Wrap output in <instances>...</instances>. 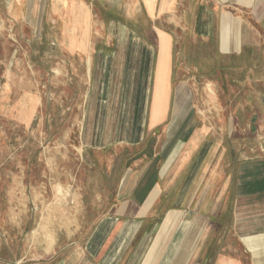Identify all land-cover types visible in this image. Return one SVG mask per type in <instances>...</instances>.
Listing matches in <instances>:
<instances>
[{
  "label": "crops",
  "instance_id": "1",
  "mask_svg": "<svg viewBox=\"0 0 264 264\" xmlns=\"http://www.w3.org/2000/svg\"><path fill=\"white\" fill-rule=\"evenodd\" d=\"M112 1L115 3L112 4ZM28 2L38 7V14L44 3L43 0H14L12 10L17 18L20 15L16 9ZM219 2L243 14L226 11L219 4H214L215 13L210 14L204 2L199 0H106L110 7L118 3L121 5L124 20L132 23L141 35L139 38L143 39L128 38L122 34L121 40L125 41H120L117 57L108 56L105 52L103 56L97 53L94 58L96 92L89 96L87 119L82 126V145L86 151L82 161L88 168L97 169L104 175L101 179L105 184L104 195L99 196H104L106 203L98 210L101 216L90 223L76 218L55 225L34 222L17 238L0 232V264L188 262L192 247L187 238L192 232H197V235L202 233V228L193 219L180 220L177 234L173 230L175 225L170 221L158 231L152 230L145 234L148 224L145 215L154 208L158 198L173 197L174 209H183L180 211L185 213L204 211L202 204L200 209L192 207L194 198L201 197L204 202V176L195 185L192 181L187 188L180 184V188H186L188 192L183 197H188L189 205L178 207L176 198L182 196L177 193L176 177L170 174L176 156L180 155L177 150L201 139L192 130V126H183L191 111L187 108L191 100L187 93L190 84L179 79L178 63L182 55L191 53V49L198 46L197 42L202 47L204 43L206 46L211 44L221 54H252L264 49L261 30V24L264 23V0ZM52 5L61 37L58 53L63 55V58H57L56 77L58 84L65 86L68 72L81 68V62L84 61L88 68L92 67V55L95 53L92 39L97 24L90 1L53 0ZM25 16L27 19L28 15ZM29 20L32 21L31 16ZM144 23H147V29ZM200 51L204 54V49ZM64 57H68V60L72 58L73 61L65 60ZM106 63H111V68L116 64L117 69L113 75L117 79L115 83L123 80L120 85L127 84V89L123 91L118 88L115 103L111 99L109 106L115 104L113 109H109V99L106 101L105 94L99 93L98 89L101 84L100 73L102 67L107 68ZM108 74H111V70ZM8 77L11 78V72ZM27 81L24 88L14 81V87L11 88L9 81L8 85L0 89V112L6 111L16 121L26 125L32 122L36 103L41 101V97L33 94L32 81ZM162 140L170 146V151L164 167L155 178L148 149L154 142L161 143ZM110 147L115 148L109 150ZM136 151L137 155L142 152L144 155L137 158L134 154ZM236 178L238 185L234 194L231 228L227 227L228 231L225 230L223 237L230 233L239 243L241 251L237 255L220 253L222 246L219 242L210 255L204 249V255L210 264H264V155L242 160L238 164ZM66 192V196L72 198V210L77 214L83 203L82 186ZM34 193L33 198H37L38 192ZM8 196L10 219L21 222L22 213L17 212L19 208L16 203L13 206L12 200L19 201L20 198L24 202L26 198L29 201L30 197L17 188H12ZM43 228L47 234L52 231L50 234L53 235V242L49 243L45 232L38 236V230ZM212 228L213 224L208 223L207 233H202L201 240L208 241ZM135 231L138 234L141 232L136 243L137 252L126 253L133 240L130 237ZM14 243L23 245L24 249L12 253L11 244ZM4 250L11 251L9 257L3 256Z\"/></svg>",
  "mask_w": 264,
  "mask_h": 264
},
{
  "label": "rangeland",
  "instance_id": "2",
  "mask_svg": "<svg viewBox=\"0 0 264 264\" xmlns=\"http://www.w3.org/2000/svg\"><path fill=\"white\" fill-rule=\"evenodd\" d=\"M13 1L0 0V89L9 81L11 88L15 82L24 88L30 79L33 94L41 97V101L36 103L33 120L27 125L16 121L6 111L0 112V232L17 238L34 222L55 225L76 218L90 223L101 216L98 210L106 203L105 197L99 196L104 195L105 184L101 180L104 175L97 169L88 168L82 161L86 153L82 145V126L87 119L89 96L96 92L94 58L97 53L103 56L105 52L108 56L117 57L120 41H125L121 40L122 34L138 40L143 38H139L141 35L132 23L124 20L119 3L110 7L106 0H87L92 4L97 24L92 39L96 53L92 55V67L88 68L84 61L81 62V68L68 72L66 85H59L56 63L58 56L63 58V55L58 53L61 37L55 23L53 0H43L39 14L38 7L31 2L22 5L16 9L20 15L18 18L12 10ZM200 1L204 2L210 14L215 13L214 4H219L226 11L243 14L219 0ZM25 15H28L27 19ZM144 26L148 28L147 23ZM261 26L264 35V23ZM196 45L191 53L182 55L178 72L179 79L190 84L187 93L191 100L187 108L191 111L183 126H192L201 139L177 150L180 155L176 156L170 174L176 177L177 193L182 196L176 198L178 207L189 205L188 197H183L188 193L186 188L192 181L197 184L204 176V202L197 197L192 203L194 209L204 205V211L185 213L180 211L183 209H174L173 197L158 198L154 208L145 215L148 223L145 234L158 231L167 221L175 225L173 230L177 234L180 220L189 218L206 235L207 224L212 223L207 242L201 240L202 233L192 232L187 238L192 248L186 264H210L204 249L210 255L219 242L222 246L220 253L237 255L241 251L230 233L227 237L223 235L227 227L231 228L238 164L244 159L264 155V49L252 54L234 55L221 54L211 44L206 46L204 43L202 47L197 42ZM200 49H204V54ZM64 59L68 60V57ZM110 64L106 63L107 68L102 67L101 84L98 85L99 93L105 94V100L109 99L108 106L112 98V102H116L114 99L119 87L122 91L127 89V84L120 85L123 80L115 83L117 79L113 75L117 67L115 64L111 68ZM110 70L111 74H108ZM10 72L11 78L8 77ZM114 105L110 104L109 109ZM169 148L163 140L150 145L148 157L153 161L151 170L154 177L164 167ZM134 154L137 158L144 155L143 152L137 155L138 151ZM180 184L186 188L181 189ZM72 186L74 189L82 186L81 202L84 204L77 214L72 210V198L66 196V191L73 189ZM12 188L30 197V202L27 198L24 202L20 198L19 201L12 200L13 206L16 203L19 208L17 212L22 213L21 222L10 219L8 192ZM34 191L38 192L37 198H33ZM42 232H45L49 243L53 242L52 231L47 234L44 228L39 229L38 236ZM140 235L141 232L138 234L136 231L131 235L130 240H133L127 245L126 253L137 252L136 243ZM22 249L23 245L11 244L12 253ZM11 251L4 250L3 256L9 257ZM246 261L249 262L248 257Z\"/></svg>",
  "mask_w": 264,
  "mask_h": 264
}]
</instances>
